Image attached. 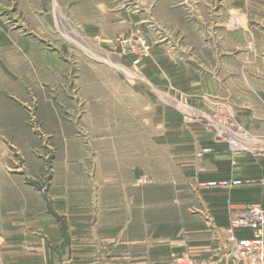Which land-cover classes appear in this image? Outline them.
Returning a JSON list of instances; mask_svg holds the SVG:
<instances>
[{"label": "rangeland", "instance_id": "374dc122", "mask_svg": "<svg viewBox=\"0 0 264 264\" xmlns=\"http://www.w3.org/2000/svg\"><path fill=\"white\" fill-rule=\"evenodd\" d=\"M3 37L20 56L11 53L10 88L0 90V102L10 128L19 121L27 132L0 138L6 146L0 158L22 179L27 200H46L69 168V146L82 147L83 157L70 160L84 180L75 195L89 196L90 208L106 215L92 226L114 225L98 200L103 173L111 183L120 178L123 209L135 195L139 215L152 208L148 220L173 224L181 219L178 211H194L198 189L207 188L194 179V168L209 156L210 139L228 154L258 143L237 116L264 97V0H0V44ZM128 94L138 99V121L129 120L134 103ZM101 111L104 130L117 134L102 139L116 149L104 155L105 169L91 151L98 139L86 133L100 129ZM131 218L125 212L120 219L129 225ZM178 260L210 264L190 256Z\"/></svg>", "mask_w": 264, "mask_h": 264}, {"label": "crops", "instance_id": "0c3cea01", "mask_svg": "<svg viewBox=\"0 0 264 264\" xmlns=\"http://www.w3.org/2000/svg\"><path fill=\"white\" fill-rule=\"evenodd\" d=\"M2 40L0 90H9L10 58L14 54L19 57L20 54L17 50L11 51L8 42L4 44V37ZM107 42L112 44L111 40ZM52 61L53 57L50 58ZM54 66L49 65L50 68ZM83 71L92 73L88 67H82ZM114 88L121 93V85ZM128 96L134 103V114L129 115V120L133 117L134 121H138V99L132 94ZM98 105H101L100 101ZM0 106V138L26 135L27 131L19 125V121L16 128H10L11 119L5 113L2 101ZM263 108L262 96L256 103L244 105L237 116L250 137L258 139L257 144L249 143V151L228 154L223 144L210 139L208 145L205 144L209 156L194 168V179L198 183L236 179L241 185L231 189L199 188L194 211L188 212V215L185 210L178 211L181 219L173 224L167 221L154 224L148 220L152 208L145 210L141 206L146 212L139 215L135 195L130 196L129 210L123 209L121 183L117 184L120 178H112L111 183V178H106L103 173V177L99 174L98 178L101 191L98 200L104 206L103 210L113 215L114 225L107 227L98 221L97 226H92L93 219L106 215L100 209L95 211L90 208L89 196L80 198L75 195L78 187H83L84 180L80 167L71 165L70 160L72 154L84 153L82 147L80 151L69 146V168L61 166L64 169L62 174L59 173L64 177L62 182L53 183L46 200L31 195L28 199L31 204L27 202V188L20 176L8 173L7 161L0 158V264H181L178 259L188 256L209 260L210 264H237L228 254L224 233L237 210L248 204H260L264 208ZM105 117L103 113L97 119L99 130L86 132L89 137L99 141L97 147L91 146V151L97 153L99 168L103 165V169L108 164L104 161V155L116 153V149H107L102 139L117 135L104 130ZM72 132L69 129V138L73 136ZM178 137L184 139L185 133L178 131ZM4 146L0 142V150L3 151ZM178 152L185 153L184 145H178ZM117 169L120 172L121 166L117 165ZM134 170L133 176L137 178L138 171ZM107 186L109 189H106ZM125 212L132 217L129 225H123L120 219ZM236 234L239 237L250 236L248 231H238ZM123 235H129V238L125 240ZM229 249L231 251V245Z\"/></svg>", "mask_w": 264, "mask_h": 264}, {"label": "built area", "instance_id": "2783aa9c", "mask_svg": "<svg viewBox=\"0 0 264 264\" xmlns=\"http://www.w3.org/2000/svg\"><path fill=\"white\" fill-rule=\"evenodd\" d=\"M135 64L138 60L134 61ZM238 145V144H236ZM207 188H227L240 185L239 181H210ZM238 231H248L250 236H237ZM225 236L231 242V257L237 264H264V208L248 204L233 213Z\"/></svg>", "mask_w": 264, "mask_h": 264}]
</instances>
